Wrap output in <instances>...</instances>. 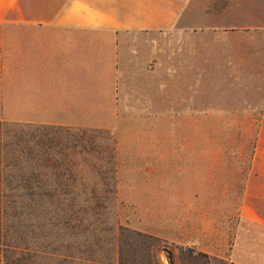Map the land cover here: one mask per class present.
Masks as SVG:
<instances>
[{
	"label": "crops",
	"instance_id": "0c3cea01",
	"mask_svg": "<svg viewBox=\"0 0 264 264\" xmlns=\"http://www.w3.org/2000/svg\"><path fill=\"white\" fill-rule=\"evenodd\" d=\"M0 121L115 129L116 180L119 154L173 153L172 131L121 123L256 122L239 168L221 156L236 148L186 132L175 168L188 215L155 234L264 264V0H0Z\"/></svg>",
	"mask_w": 264,
	"mask_h": 264
},
{
	"label": "trees",
	"instance_id": "16d2710c",
	"mask_svg": "<svg viewBox=\"0 0 264 264\" xmlns=\"http://www.w3.org/2000/svg\"><path fill=\"white\" fill-rule=\"evenodd\" d=\"M27 128L35 140L23 136ZM63 130L64 144L56 135ZM91 131L100 129L0 121V264H162L161 250L169 264L174 251L175 264H209L204 252L110 221L113 166L90 165L99 183L74 181L73 154L115 159V143L95 148L85 136Z\"/></svg>",
	"mask_w": 264,
	"mask_h": 264
},
{
	"label": "rangeland",
	"instance_id": "374dc122",
	"mask_svg": "<svg viewBox=\"0 0 264 264\" xmlns=\"http://www.w3.org/2000/svg\"><path fill=\"white\" fill-rule=\"evenodd\" d=\"M256 122H206V123H185V122H148V121H136V122H124L119 125L122 130L130 132H163L165 130L173 132V153H124L119 154V162L117 169L116 180V195L115 205L109 209L110 221H117V223L128 226L130 228L148 232L155 236V233L159 230L163 233L166 223L169 225V229H179V224L183 214L187 217V211H184V207L187 202L181 201L182 186L180 184L181 171L176 169V165L184 160L187 154H183L182 143H186V132L195 131L196 129H204L207 140H215L218 145L222 147L236 148L231 150V153L222 154V160L238 163V168L241 163L247 162L249 158V152L253 143L254 133L256 129ZM12 134L19 132L18 129L8 128ZM33 128H27L23 130V136L29 139L35 140L36 131L32 132ZM96 129V128H95ZM40 133H46V130H39ZM66 134V130L56 134L59 136L57 139L60 143L65 142L63 137ZM7 136L3 140L7 143L12 141V138ZM144 135V134H143ZM85 136H88L92 140V144L95 148L109 147L115 143L116 148V130L114 129H100V131L86 132ZM214 136V137H213ZM14 139V138H13ZM127 140H133L132 138ZM144 141H153L155 139L140 138ZM31 143V142H30ZM29 143V144H30ZM152 144H150L152 146ZM153 149V148H152ZM116 151V149H115ZM116 156V155H115ZM166 156V161L164 157ZM74 165L72 169L74 171V181L84 182L87 184L99 183L104 179L92 172L91 166L95 167H111L116 168V160L108 163L107 159L102 158V155L97 154L96 151H90L88 154H73L71 156ZM172 158L173 170H170L169 160ZM76 162V163H75ZM86 165H85V164ZM83 167V168H82ZM80 169H84L82 173ZM237 174H241L238 169ZM240 176V175H239ZM171 179V180H170ZM167 181V182H166ZM172 182V183H171ZM241 180H237V190L239 194ZM228 197V196H226ZM203 204V203H202ZM211 203H205L208 205ZM220 204V217L222 225L224 220L229 216V212H232L233 202L228 200L222 201ZM215 214H217L215 210ZM113 216V218L111 217ZM217 216V215H216ZM187 224V220H186ZM224 226L226 234L228 236V244L230 245L232 239V232L234 231V220L232 216L227 219V223ZM160 237V236H158ZM163 238V237H160ZM165 239V238H163ZM167 241V240H166ZM168 243H171L167 241ZM173 245H178L172 243ZM180 245V244H179ZM170 246V245H169ZM187 246V245H185ZM220 251V250H219ZM215 251V252H219ZM202 252V251H201ZM226 257H218L207 254L209 256V264H229L228 261V249L221 250ZM205 253V252H204ZM177 252L174 251L172 257L174 264L176 263ZM160 260L162 264H169L166 258V252L160 251ZM205 264V263H204Z\"/></svg>",
	"mask_w": 264,
	"mask_h": 264
}]
</instances>
